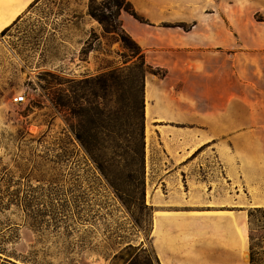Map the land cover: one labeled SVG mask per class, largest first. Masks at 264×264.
I'll use <instances>...</instances> for the list:
<instances>
[{"label":"rangeland","instance_id":"374dc122","mask_svg":"<svg viewBox=\"0 0 264 264\" xmlns=\"http://www.w3.org/2000/svg\"><path fill=\"white\" fill-rule=\"evenodd\" d=\"M90 1L43 0L0 35V264H158L156 193L169 160L145 118L142 197L133 188L139 171L130 164L138 149L133 104L140 98L141 72L145 103L147 77L163 78L168 71L146 59L141 66L116 35L105 33L98 41L88 27L78 56L85 68L74 72L66 66L72 54L68 36L58 34L60 19L91 21ZM223 1L203 0L199 7L216 18L208 30L229 32L234 55L264 30V10H258L260 0H229L242 4L237 12L244 19H221L207 3L219 7ZM126 15L119 17L125 33ZM196 25L168 26L191 31ZM174 77L169 82L179 90ZM21 96L25 100L16 103ZM77 133L97 139L102 162L91 158ZM249 216L254 264H262L263 210Z\"/></svg>","mask_w":264,"mask_h":264},{"label":"crops","instance_id":"0c3cea01","mask_svg":"<svg viewBox=\"0 0 264 264\" xmlns=\"http://www.w3.org/2000/svg\"><path fill=\"white\" fill-rule=\"evenodd\" d=\"M42 1L0 0V35ZM127 1L146 21L127 14L126 32L149 65L168 71L145 85L146 122L169 160L156 193L159 264H253L249 213L257 210H263L264 264V30L231 55L229 32L208 30L216 18L202 14L203 0ZM207 4L221 19H244L237 12L242 4ZM259 7L264 10V0ZM90 20L60 19L58 34L68 36L72 54L65 64L74 72L85 68L78 56L86 28L105 39L103 27ZM194 23L191 31L168 26Z\"/></svg>","mask_w":264,"mask_h":264},{"label":"trees","instance_id":"16d2710c","mask_svg":"<svg viewBox=\"0 0 264 264\" xmlns=\"http://www.w3.org/2000/svg\"><path fill=\"white\" fill-rule=\"evenodd\" d=\"M125 12L135 18L141 23H145L136 12L133 10L132 5L126 0H111L108 4L97 5L95 0H91L88 8V14L95 19L104 29L106 34H114L119 40L130 50L133 51L134 57L139 58L141 66L145 64V57L142 54L140 47L133 41V39L123 31L122 25L120 22V14ZM144 74L141 72L140 77L136 79V83L140 84V98L133 104V109L136 111L135 119L138 123V149L131 156L130 164L138 169L139 175L136 180V184L133 185L134 189L138 190L142 197L144 195L143 191V176H144V167H145V136H144V121H145V103L143 98L144 92ZM103 79V78H100ZM142 94V95H141ZM59 108L64 109V103H57ZM135 121V120H134ZM94 136H86L81 133L76 134V139L84 147L86 152L91 155V158L99 164L102 162L100 158V148L98 146L97 139L93 138ZM117 191L121 194H127L130 191H125L117 188ZM127 192V193H126ZM254 264V258L252 260ZM157 263L159 264L158 260ZM129 264H138L136 261H132Z\"/></svg>","mask_w":264,"mask_h":264},{"label":"built area","instance_id":"2783aa9c","mask_svg":"<svg viewBox=\"0 0 264 264\" xmlns=\"http://www.w3.org/2000/svg\"><path fill=\"white\" fill-rule=\"evenodd\" d=\"M24 100H25V99H24L23 96L15 98V102H16V103H22Z\"/></svg>","mask_w":264,"mask_h":264},{"label":"bare ground","instance_id":"6f19581e","mask_svg":"<svg viewBox=\"0 0 264 264\" xmlns=\"http://www.w3.org/2000/svg\"><path fill=\"white\" fill-rule=\"evenodd\" d=\"M147 140V139H146Z\"/></svg>","mask_w":264,"mask_h":264}]
</instances>
